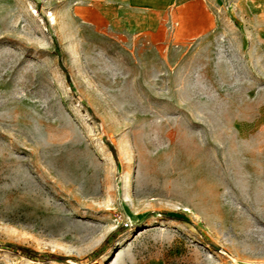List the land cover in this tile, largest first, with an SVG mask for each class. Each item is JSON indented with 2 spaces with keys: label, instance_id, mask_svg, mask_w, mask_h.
<instances>
[{
  "label": "rangeland",
  "instance_id": "1",
  "mask_svg": "<svg viewBox=\"0 0 264 264\" xmlns=\"http://www.w3.org/2000/svg\"><path fill=\"white\" fill-rule=\"evenodd\" d=\"M238 9L177 42L0 0V245L63 258L0 264H264V43Z\"/></svg>",
  "mask_w": 264,
  "mask_h": 264
},
{
  "label": "crops",
  "instance_id": "2",
  "mask_svg": "<svg viewBox=\"0 0 264 264\" xmlns=\"http://www.w3.org/2000/svg\"><path fill=\"white\" fill-rule=\"evenodd\" d=\"M226 0H84L109 29L127 35L171 37L177 42L215 32ZM246 35L264 43V0H234ZM241 15V16H240Z\"/></svg>",
  "mask_w": 264,
  "mask_h": 264
},
{
  "label": "trees",
  "instance_id": "3",
  "mask_svg": "<svg viewBox=\"0 0 264 264\" xmlns=\"http://www.w3.org/2000/svg\"><path fill=\"white\" fill-rule=\"evenodd\" d=\"M178 220H183L181 218H177ZM119 231L125 230V227L120 226L118 227ZM115 232L110 233L101 243L100 247L93 251L90 255L86 257L89 261H94L96 258H98L105 248L111 243L112 239L115 236ZM0 248L6 249L16 255H19L29 261L32 262H50V261H62L63 258L59 257L52 253H38L35 250H32L31 248L21 246V245H0Z\"/></svg>",
  "mask_w": 264,
  "mask_h": 264
}]
</instances>
